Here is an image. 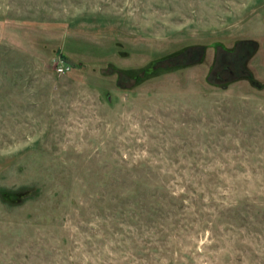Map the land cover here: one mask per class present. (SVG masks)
I'll use <instances>...</instances> for the list:
<instances>
[{"label": "rangeland", "instance_id": "obj_1", "mask_svg": "<svg viewBox=\"0 0 264 264\" xmlns=\"http://www.w3.org/2000/svg\"><path fill=\"white\" fill-rule=\"evenodd\" d=\"M0 264H264V0H0Z\"/></svg>", "mask_w": 264, "mask_h": 264}, {"label": "trees", "instance_id": "obj_2", "mask_svg": "<svg viewBox=\"0 0 264 264\" xmlns=\"http://www.w3.org/2000/svg\"><path fill=\"white\" fill-rule=\"evenodd\" d=\"M68 41H70V39H67V41H66V46H65V51L63 52V51H61L60 53H61V55L63 56V57H65V58H74L73 57V55L75 56V52H76V50H80V49H84V48H88L89 47V45H87V43H83L82 44V46H81V44L80 43H77L79 46L77 47V48H71L70 46H69V43H68ZM116 46V45H115ZM76 49V50H75ZM100 49L101 48H97L96 49V51L98 52V51H100ZM57 50V49H56ZM54 51V52H57V51ZM102 50H104V49H102ZM48 51L49 52H51V53H54L53 51H50L49 49H48ZM59 51V50H58ZM106 51V50H105Z\"/></svg>", "mask_w": 264, "mask_h": 264}, {"label": "built area", "instance_id": "obj_3", "mask_svg": "<svg viewBox=\"0 0 264 264\" xmlns=\"http://www.w3.org/2000/svg\"><path fill=\"white\" fill-rule=\"evenodd\" d=\"M70 70V66L68 63L65 62L63 59H59L56 62V71L60 74L66 73Z\"/></svg>", "mask_w": 264, "mask_h": 264}]
</instances>
